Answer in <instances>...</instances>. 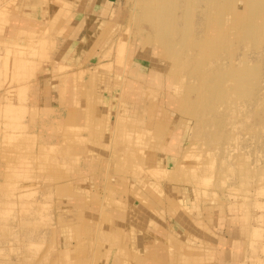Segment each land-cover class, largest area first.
Returning a JSON list of instances; mask_svg holds the SVG:
<instances>
[{
  "label": "rangeland",
  "instance_id": "rangeland-1",
  "mask_svg": "<svg viewBox=\"0 0 264 264\" xmlns=\"http://www.w3.org/2000/svg\"><path fill=\"white\" fill-rule=\"evenodd\" d=\"M152 1L0 0V264H264V0Z\"/></svg>",
  "mask_w": 264,
  "mask_h": 264
},
{
  "label": "crops",
  "instance_id": "crops-1",
  "mask_svg": "<svg viewBox=\"0 0 264 264\" xmlns=\"http://www.w3.org/2000/svg\"><path fill=\"white\" fill-rule=\"evenodd\" d=\"M94 1V0H92ZM63 2V1H62ZM58 5V4H57ZM80 6H86V1L84 4H80ZM225 222L222 224V228H217L215 232L213 231H208L209 235H212L214 237L217 236L218 242H212V241H204V242H199L198 247L199 252L194 253L193 255H185L184 253H180L176 251V249H173V252H170L168 250V244L170 243L169 240L165 241H160L157 240L156 237L152 238L154 239L157 244L159 245V250H161V254H155L151 253L148 250V253L144 251V246L143 242L147 240L146 237L147 234L142 233V240L140 243L137 242H128V257H129V264H169L170 258L168 257V254L165 252V250L169 251L168 253L171 255L173 254L180 260L181 257L188 258L189 264H200V261H203L204 259L206 260H213L215 261L214 263L212 262L211 264H217L218 259L222 258H228L231 262H236L235 264H239L241 262V253L237 254L236 252H232L231 248L233 246V243L239 242L238 238L233 237L234 234L236 236L241 235L242 232V227L240 226V217L238 215L232 214L230 216H225ZM219 229V230H218ZM145 238V239H144ZM161 238H163L161 236ZM148 242H153L148 241ZM191 242V246H192ZM194 244V243H193ZM239 244V245H240ZM194 246V245H193ZM220 246V247H219ZM218 248H222L221 251H218ZM163 253V255H162ZM231 257V258H230ZM131 260H134L135 262H132ZM225 262V260L223 259ZM203 264V263H201ZM229 264V263H228Z\"/></svg>",
  "mask_w": 264,
  "mask_h": 264
},
{
  "label": "bare ground",
  "instance_id": "bare-ground-1",
  "mask_svg": "<svg viewBox=\"0 0 264 264\" xmlns=\"http://www.w3.org/2000/svg\"><path fill=\"white\" fill-rule=\"evenodd\" d=\"M152 2L153 3L150 4L151 8H153V10H155V11H159V10H156L157 6H155V5H157V3H159V0H153Z\"/></svg>",
  "mask_w": 264,
  "mask_h": 264
}]
</instances>
